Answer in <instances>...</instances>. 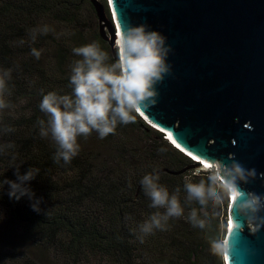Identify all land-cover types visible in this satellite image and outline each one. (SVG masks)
<instances>
[{
  "label": "trees",
  "instance_id": "obj_1",
  "mask_svg": "<svg viewBox=\"0 0 264 264\" xmlns=\"http://www.w3.org/2000/svg\"><path fill=\"white\" fill-rule=\"evenodd\" d=\"M99 8L111 18L107 0H0V69H11L5 99L12 106L0 112V179H16L13 163L24 162L21 174L38 168L29 186L41 199L36 212L26 197L10 200L7 185L0 190V264H224L209 241L224 240L229 198L214 216L207 214L204 231H192L183 216L189 208L197 218L201 212L185 204L184 184L202 182L205 173L138 113L104 139L96 132L78 137L80 151L69 164L54 162V141L39 135L37 120L47 119L38 107L41 90L71 92V66L81 59L72 48L95 41L108 63L117 57L100 31ZM44 25L52 31L32 42L31 30ZM31 48L41 50L39 60ZM163 168L182 171L159 172V183L170 194L179 189L184 213L140 243L138 226L164 212L149 207L140 180Z\"/></svg>",
  "mask_w": 264,
  "mask_h": 264
},
{
  "label": "water",
  "instance_id": "obj_2",
  "mask_svg": "<svg viewBox=\"0 0 264 264\" xmlns=\"http://www.w3.org/2000/svg\"><path fill=\"white\" fill-rule=\"evenodd\" d=\"M107 3L113 24L99 8L100 31L111 50L117 33L141 24L166 37L171 49L170 73L156 85V103L140 111L141 118L199 161L227 164L232 158L255 169L256 178L241 189L264 196V0ZM233 204L229 197L224 264H264V227L252 233Z\"/></svg>",
  "mask_w": 264,
  "mask_h": 264
},
{
  "label": "clouds",
  "instance_id": "obj_3",
  "mask_svg": "<svg viewBox=\"0 0 264 264\" xmlns=\"http://www.w3.org/2000/svg\"><path fill=\"white\" fill-rule=\"evenodd\" d=\"M50 31L52 29L47 25L32 29L31 41L35 42L37 35H47ZM24 43L23 39L18 41L19 45ZM116 48L117 57L113 63H108V53L95 41L72 48V54L81 59L71 66L68 77L71 92L61 94L49 91L45 94L41 90L38 107L47 119H38L37 124L39 135L42 138L50 137L56 145L54 162L69 164L78 155V137H87L96 132L100 139H104L109 134H115L118 125L134 123L135 113L143 117L139 112L155 105L158 95L156 85L170 73L167 57L171 49L166 44V37L158 31L149 30L144 24L128 26L118 34ZM30 54L39 60L41 50L31 48ZM10 79L11 69H0V112L12 107L5 99L10 94ZM3 131L11 132L13 129L4 128ZM6 147L11 148L12 145ZM3 153L4 147L0 146V155ZM230 160L231 163L227 164L217 161L205 164L201 170L205 173L202 182L195 185L190 181L185 182V204L199 210V218L191 208L183 216L179 189L170 194L168 188L159 183L160 175L156 169L144 174L140 186L151 201L149 207L164 209V212H155L138 226L139 242L143 243L144 237L155 230L165 231L169 218L182 216L192 231L200 233L210 222L207 214L214 216L229 197L234 201L233 209L243 219L245 227L252 233L264 227V216L260 215L264 212V196L241 189V185L256 178V170L245 169L237 161ZM23 163L12 164L11 167L16 169V179H0V190L7 185L10 200L19 201L26 197L32 210L39 212L41 199L35 196L29 182L35 179L40 170L32 166L21 174L19 168ZM260 175L264 176V173ZM2 219L3 214L0 213ZM209 245L213 255H227L226 241L214 239L209 241Z\"/></svg>",
  "mask_w": 264,
  "mask_h": 264
},
{
  "label": "rangeland",
  "instance_id": "obj_4",
  "mask_svg": "<svg viewBox=\"0 0 264 264\" xmlns=\"http://www.w3.org/2000/svg\"><path fill=\"white\" fill-rule=\"evenodd\" d=\"M95 1H97V0H95ZM103 15H104V17L106 18V20H107L109 23L113 24V23H112V18L109 19L104 13H103ZM110 46H111V45H110ZM112 50H113V54L115 55V53H117V48H116V45H115V44L113 45ZM112 50H111V52H112ZM111 54H112V53H111Z\"/></svg>",
  "mask_w": 264,
  "mask_h": 264
},
{
  "label": "bare ground",
  "instance_id": "obj_5",
  "mask_svg": "<svg viewBox=\"0 0 264 264\" xmlns=\"http://www.w3.org/2000/svg\"><path fill=\"white\" fill-rule=\"evenodd\" d=\"M116 35H118V33L116 34ZM115 45H116V43H115ZM143 116V115H142ZM144 117V116H143ZM172 142V141H171ZM192 156V155H191ZM194 158V157H193ZM195 159V161H198V162H200L201 163V165L204 167L205 166V164H207V163H205V162H202V161H199L198 159H196V158H194Z\"/></svg>",
  "mask_w": 264,
  "mask_h": 264
}]
</instances>
